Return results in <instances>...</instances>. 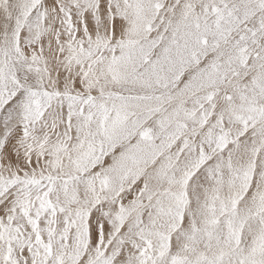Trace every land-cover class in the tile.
<instances>
[{
	"label": "snow or ice",
	"instance_id": "6c2138e0",
	"mask_svg": "<svg viewBox=\"0 0 264 264\" xmlns=\"http://www.w3.org/2000/svg\"><path fill=\"white\" fill-rule=\"evenodd\" d=\"M0 264H264V0H0Z\"/></svg>",
	"mask_w": 264,
	"mask_h": 264
}]
</instances>
